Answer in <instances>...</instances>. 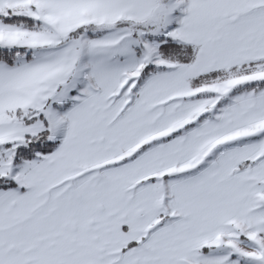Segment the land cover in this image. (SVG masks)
I'll list each match as a JSON object with an SVG mask.
<instances>
[{
    "label": "snow or ice",
    "instance_id": "6c2138e0",
    "mask_svg": "<svg viewBox=\"0 0 264 264\" xmlns=\"http://www.w3.org/2000/svg\"><path fill=\"white\" fill-rule=\"evenodd\" d=\"M0 264H264V0H0Z\"/></svg>",
    "mask_w": 264,
    "mask_h": 264
}]
</instances>
